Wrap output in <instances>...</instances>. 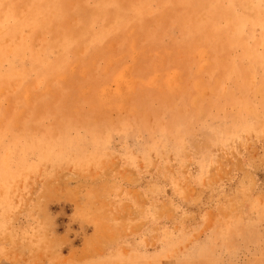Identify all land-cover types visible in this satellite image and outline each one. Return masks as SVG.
Listing matches in <instances>:
<instances>
[{
    "label": "rangeland",
    "instance_id": "374dc122",
    "mask_svg": "<svg viewBox=\"0 0 264 264\" xmlns=\"http://www.w3.org/2000/svg\"><path fill=\"white\" fill-rule=\"evenodd\" d=\"M0 264H264V0H0Z\"/></svg>",
    "mask_w": 264,
    "mask_h": 264
}]
</instances>
